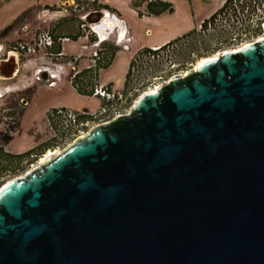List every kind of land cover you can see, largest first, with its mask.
I'll use <instances>...</instances> for the list:
<instances>
[{"label":"water","instance_id":"obj_1","mask_svg":"<svg viewBox=\"0 0 264 264\" xmlns=\"http://www.w3.org/2000/svg\"><path fill=\"white\" fill-rule=\"evenodd\" d=\"M0 264H264V34L2 184Z\"/></svg>","mask_w":264,"mask_h":264},{"label":"rangeland","instance_id":"obj_2","mask_svg":"<svg viewBox=\"0 0 264 264\" xmlns=\"http://www.w3.org/2000/svg\"><path fill=\"white\" fill-rule=\"evenodd\" d=\"M37 1V0H0V45L4 47V50L11 52L12 47L16 45V43L19 42H30L32 39L36 36V34L43 30H49L48 28H43L46 23L38 21V23L35 25V32L31 34L29 37L25 36H19L17 32L21 30L23 27V18L20 19L21 15L24 13H19L22 11L30 2ZM44 1V0H39ZM49 1H59V0H49ZM77 1V0H76ZM84 1V0H79ZM91 1V0H86ZM103 5H106L107 7L111 9H117V11L120 12V20L119 24H123L127 30L130 31V37L134 39L135 41L131 43L132 46L135 45H146L149 48L161 46L175 38H178L182 35L187 34L188 32L195 30L196 28H199L201 22L203 20H206L215 10H217L222 3L221 0H164L172 5V11H164L160 14H153L148 12V10L145 7V2L148 0H141V4L138 6L131 3V0H99ZM254 1V3H253ZM60 3V2H58ZM249 9L247 13V19L242 20H234L231 21L228 18L220 17L214 24L212 23L211 26L208 27L207 23L203 27L204 30L199 33L198 36H194L192 38V42L189 44L195 43L199 48L203 49L202 51L199 50L197 52H194L193 56H190L188 59H184V62H189L187 65H180L179 70L175 73H183L186 74L188 70L191 68H195L196 63H198L199 60L204 58V53H206V49L204 48V41L207 40L210 42V44H218L219 42H224L226 40H229L230 42L233 41L236 44H242L247 39H249L250 32L254 31V28L251 27L250 30L246 28L247 26H252L254 22H256V16L262 17L264 20V0H251L250 3H248ZM254 5V6H252ZM257 7L258 11L255 16H252L253 13H255V8ZM245 5L242 7L244 8ZM29 7H27L28 9ZM241 8V9H242ZM26 9V10H27ZM35 10V6L33 8V11ZM211 13V14H210ZM210 14V15H209ZM17 15V16H16ZM29 16V15H28ZM27 17V16H26ZM20 19V20H19ZM253 19L252 21H250ZM39 20V19H38ZM244 22H249L246 27L242 26ZM257 21H259L257 19ZM261 32H257V36H260L264 34V23L261 24ZM106 32L110 28L107 26H102ZM202 28V29H203ZM246 28V29H244ZM102 32V31H101ZM97 36V35H96ZM242 37L240 41L237 43V39ZM255 37V36H254ZM253 37V38H254ZM257 38V37H255ZM236 40V41H234ZM85 42H87L86 38L83 36H79L76 39H64L62 41V51L67 55H77L82 52L83 46L85 45ZM229 42V43H230ZM88 43L89 50H85L84 53L89 54L92 53V51L95 49V45L93 46L91 42ZM188 44V45H189ZM141 45V46H142ZM188 45H181L178 50H173L170 53H167V57L165 53H163V56L158 59L161 61H155L152 66L153 68H158L159 72L163 74V70L161 69H168L167 66H174L175 64H172L173 62H180L181 59H179L181 56H183L182 51L187 48ZM140 46V47H141ZM138 49V48H136ZM211 52V51H207ZM32 56V55H30ZM34 56V55H33ZM36 56L43 57L44 59L49 60L48 56L45 52H40L36 54ZM59 57L57 59L52 58L51 60H54L55 62L60 63L62 66L65 65V61L60 60H67L68 57ZM166 57V59L164 58ZM87 60L89 57H86ZM193 61V62H190ZM84 62V58H81L79 60V65L81 66ZM55 65V64H54ZM128 55L124 51H119L115 53L114 59L110 66L107 68H103L99 72L98 76V87H106L110 85L112 91H121L123 90L125 86V79L126 74L128 70ZM162 66L161 68H159ZM183 66V67H182ZM54 67V66H53ZM182 68V69H181ZM178 69V68H177ZM151 71V72H152ZM151 74V73H150ZM24 75H29V73L26 72H19L17 74V78H24ZM147 75L146 73L143 74ZM163 77L159 79L158 77L156 79H152L147 86L144 87V85H140V82L143 81V77L140 78L137 82H132L130 88L134 89V92L131 93L130 100L123 102L121 106L116 107L115 113L119 111H127L132 103L135 101V99L146 89L152 88L153 86L161 83V80H167L165 74L162 75ZM32 77V75H30ZM167 78V79H166ZM170 78V77H169ZM67 77L64 78V81L61 82L62 84L54 86L53 89H50V95L53 93L55 94V97H52V100L57 101L52 107H63L70 111H79L82 112L83 110H87L91 113L96 112L101 104L102 99L96 95H85V94H79L73 87L68 83ZM16 82V81H15ZM14 82V83H15ZM12 85L14 86L15 91H9L11 90ZM143 86V87H142ZM140 87V88H139ZM21 90V91H17ZM30 95V89H22L18 81L16 84H12L11 80H1L0 79V138L2 137V130L6 129V125H8V119L9 114L14 109H7L8 106L11 108L16 105V99L18 97H26ZM53 96V95H52ZM37 100L34 104L29 105L26 108L25 115H24V124L22 128H20L18 131L13 129L11 127L12 124H10V132L13 134V139L10 140L6 145L5 149L11 153H24L35 147L36 144L41 143L43 139L45 140V144L41 145L38 149H36L35 154L37 156V161L34 160H28L27 164H21V163H14L6 166V169L4 171L0 170V186L4 184L6 181L22 175L26 172H28L33 166H35L38 162H42L44 159H46V156L48 153H54L58 149H63L67 145L69 141H72L74 138H76L78 135L82 134L83 131H86L88 127H90L92 124H96L98 122L104 121L107 118H112L114 116V113L112 114H96L91 120L86 122L85 125L82 127H79L78 130L76 128L75 135L74 136H68L65 139H61L58 141V145H53L52 141H48L49 138V132H47L48 129H44V126L42 124V114H43V107L40 108V105L42 102H44L45 99L41 98L39 95L37 96ZM18 104V103H17ZM51 104V105H52ZM16 107H20L19 105H16ZM15 112V111H14ZM16 116L17 115L13 114ZM34 116V117H33ZM45 120V114L43 116ZM15 120V121H16ZM2 128V129H1ZM8 128V127H7ZM46 128V126H45ZM32 129V130H31ZM50 142V143H49ZM4 147V145H3Z\"/></svg>","mask_w":264,"mask_h":264},{"label":"crops","instance_id":"obj_3","mask_svg":"<svg viewBox=\"0 0 264 264\" xmlns=\"http://www.w3.org/2000/svg\"><path fill=\"white\" fill-rule=\"evenodd\" d=\"M71 1H76V0H59L58 3L57 1H49V0H44V1H32L30 2L22 11H20L19 13H17L18 15L20 13H22L23 11H25L27 9V7H31V6H35V10L31 11L29 16L23 19V22L25 24H23V27L21 28V30L19 32H17V34H19V36H25L29 37L31 34H33L36 30H35V25L38 23V21L40 22H44L46 23L44 25L43 28H48L49 31L55 36H76L77 34H80V29H79V22L81 20L84 21V17L88 15V19L90 21V23L86 22V24L95 32V34L97 35L98 42H101L104 39V33H106V30H104L102 28L103 23H99L100 21L109 20L112 22V24H109L110 29L108 30L109 33L107 34H111V38L114 37L115 38V43L116 45L118 44L119 49L117 50V53L119 51H124L126 53V55H128V64L130 65V62L135 54V52H137L139 49L141 48H149L148 46L144 45H135L132 46L131 44H127L128 46H124L123 44L126 43V41L124 40L125 38H131L130 37V31L126 29V27L123 24H119V20H120V12L117 11V9H111L109 7H107L106 5H103L99 0H95V6H88V8L80 13V12H72L71 10H68V8H65V6H63L62 4L65 2H71ZM79 1V0H77ZM86 1V0H85ZM93 1V0H91ZM141 0H131V3L138 6L139 4H141L140 2ZM149 1V0H148ZM164 1V0H163ZM224 0H221L220 3H222ZM147 2H145V7H146ZM147 9V7H146ZM56 11L57 14H53ZM96 14V15H95ZM211 14V13H210ZM209 14V15H210ZM17 16V15H16ZM39 19V20H38ZM95 22V28L94 26H92V23ZM117 27V31L118 34L117 36L112 32L114 29V27ZM102 31V32H101ZM121 32V33H120ZM106 34V35H107ZM95 35V36H96ZM113 38V39H114ZM132 42H134L135 40L132 39ZM97 42V43H98ZM60 44V50L62 51V42L59 43ZM88 43L85 42V45L83 46V50L81 53L77 54V55H82V57H80L79 59H75V61L73 62L71 60V62H69L67 64L66 67H64V69H62L61 73H57V72H51V70H49L48 67H46V69H42L43 72H46L45 70H47V72L49 74H54V77H48L47 80H42V81H37L35 82L34 76L29 77L30 80H25V84H20L22 89H30V95L26 96V97H22L23 99L20 101L23 103V111L21 112V114L19 115V126L20 128H22L23 124H24V115H25V111L26 108L29 105L34 104L37 100V96L39 95L41 98L45 99L44 102H42V104L40 105V108L43 107V114H42V124L45 128V123H44V114L47 112V110L49 108H53L52 106H54V104L52 103H56L57 101L52 100V97H55V94L53 93L52 95H50V89L54 86L60 85L62 84L61 82L64 81V78L67 77V81L68 83H70V85H72V87L79 93V94H85V95H89L91 93V88L92 86L95 84V82L98 81V76H99V72L103 69H97L96 67H91L90 65V59L86 57H89L90 53L86 54L84 53L85 50H89L88 48ZM141 46V47H140ZM2 45H0V49H2ZM57 46H53V50H56ZM138 48V49H136ZM8 52V51H7ZM63 52V51H62ZM116 53V52H115ZM12 53L8 52V56L7 58H9ZM63 54L65 56H67L64 52ZM77 55H71V56H77ZM115 56V54H114ZM15 61L18 62L19 64V69L16 72L15 76H17V74L19 72H27V70H30V75L33 74V69L34 67L37 66L39 61H45L43 57L40 56H36V55H32V56H20L17 54V56H15ZM69 58V56H67ZM6 58V57H5ZM81 58H84V62L83 64L80 66L79 65V60ZM114 59V57H113ZM112 59V61H113ZM111 61V63H112ZM111 63L108 65L110 66ZM128 65V68H129ZM59 67V64H51L50 67ZM26 68V69H25ZM48 68V69H47ZM73 69L78 71V73L76 74V76L74 78H71V74L73 72ZM128 71V70H127ZM15 76H13L12 78H14ZM10 78V79H12ZM53 79L55 82L54 83H48L50 79ZM2 80V78H0ZM8 80V79H7ZM60 83V84H58ZM31 85V86H30ZM27 86H30V88H25ZM110 87V85H108ZM80 88V91H79ZM21 91V90H19ZM25 103V104H24ZM52 104V105H51ZM34 117V116H33ZM2 129V128H1ZM32 130V129H31ZM44 139L41 143L36 144V146H41L44 144ZM35 146V147H36ZM34 147V146H33ZM32 148V147H31ZM5 152H9L5 149V145L3 147ZM11 153V152H9ZM12 154H16V153H12Z\"/></svg>","mask_w":264,"mask_h":264},{"label":"built area","instance_id":"obj_4","mask_svg":"<svg viewBox=\"0 0 264 264\" xmlns=\"http://www.w3.org/2000/svg\"><path fill=\"white\" fill-rule=\"evenodd\" d=\"M224 2L225 0L222 2L220 7L223 6ZM250 2L251 0H248L245 3H243V0H232L231 3L227 5L221 12L216 13V16L214 19L212 20L206 19L204 24H202L204 21L203 20L199 28L195 29L194 33L182 38L181 40L171 43V44L167 42L161 46L148 48L147 50H142V48L141 50L139 49L137 52H135L131 60L132 63L130 62L131 64H130L129 80H132V82H137L140 80V78H142L144 73L148 75L152 71L153 63H155V61L157 62L161 61L158 59H160L163 56V53H165L166 55L167 53H170L173 50H178V48L181 45L183 46L188 45L190 42H192L190 40H192L194 36H198L199 33L204 30L203 27L206 25V23L209 27L211 26L212 23L214 24V22H216L218 18L220 17L228 18L231 21L247 19L246 16H247L248 9H249L248 3ZM62 5L65 6V8H68V10H71L72 12H80V13L84 12L88 8L86 4L84 5L76 1L65 2ZM244 5L245 7L242 8ZM256 13H257V10H255V13H253L252 16L253 15L255 16ZM252 20L253 19H251L250 21ZM246 23L248 22L243 21L242 26H245ZM79 29L82 34L81 36L86 38L87 42H89L90 38L93 39V37H95L96 35L95 32L83 20L79 22ZM64 39H70V38L66 36L64 37L58 36L55 40V36L49 30H43V31L38 32L36 36L30 42L23 41V42L16 43V45L12 47V50L15 51L20 56H30V55H36L40 52H45L48 58L57 59L59 57L64 56V54L61 50L58 52L53 50V46L55 44V41L62 42ZM94 42L93 44L91 43L93 46H94ZM245 42H247V40ZM101 50H102L101 46H99V47H96L92 51V53H90L89 59H90L91 67L97 68L96 66L97 62L101 58V54H100ZM166 57L164 58L166 59ZM77 73L78 71L73 69L71 78H74ZM132 92H134L133 88H129L127 91L125 90L112 91L111 87L109 86L98 87V83L95 82V84L91 88L90 94L96 95L102 99L100 107L96 112L91 113L87 110H83L82 112L70 111L63 107L49 108L47 112L45 113V120H44L46 129H48L47 132H49L50 134L48 141H52L53 145H58L57 142L60 141L61 139H65L68 136H74L76 134L75 133L76 128L78 130L79 127H82L83 125H85L86 122L91 120L97 113L102 114V115H106V114L109 115V114L114 113L113 117H115L119 113H122V111L115 113L116 107L121 106L123 102L125 101L126 102L129 101L130 100L129 95H131ZM112 118H107L106 120L98 122V123L108 121ZM78 137L79 135L76 138ZM76 138H74L72 141H69L66 145H69ZM36 156L37 154L35 153L29 155V157L25 158L24 163H27L29 159L34 160L36 162L37 161V158H35Z\"/></svg>","mask_w":264,"mask_h":264},{"label":"flooded vegetation","instance_id":"obj_5","mask_svg":"<svg viewBox=\"0 0 264 264\" xmlns=\"http://www.w3.org/2000/svg\"><path fill=\"white\" fill-rule=\"evenodd\" d=\"M229 1V3H228V5L231 3V1L232 0H228ZM248 0H243V3H245V2H247ZM256 7V6H255ZM255 10H257L258 11V9H257V7L255 8ZM53 14H57L56 13V11L53 13ZM254 16V15H253ZM257 19L259 20V21H257ZM103 23V25L102 26H107L108 28H110V26H109V24H112V22L111 21H109V20H104V22L103 21H100L99 23ZM249 23V22H248ZM248 23H246V25L244 26V27H246L247 26V24ZM264 23V20H263V18L262 17H257L256 16V22H254L253 23V25L252 26H247L246 28H248V30H250L251 29V27H253L254 28V31L253 32H250V35H249V39H247V41H250V40H254V39H256L255 37H259V36H257V32H261L260 31V29H261V24H263ZM95 22H93L92 23V26H94V28H95ZM249 25H250V23H249ZM117 27L115 26L113 29V31L112 32H110V33H114L116 36H117V34H118V31H117V29H116ZM246 28H244V29H246ZM108 31V30H107ZM107 33H109V31L108 32H106V33H104V39L101 41V42H98V37L97 36H95V37H93V39H91L90 38V40H89V42H91L92 44H93V42H94V45H95V48L96 47H99V46H101V44L103 43V42H106L107 43V45L108 46H110V47H117V48H119V46H118V44L116 45V43H115V38L114 37H112L111 38V34H107ZM121 33V32H120ZM107 34V35H106ZM255 36V37H254ZM261 36V35H260ZM254 37V38H253ZM114 38V39H113ZM240 39H242V37L240 36V38L239 39H237V43L240 41ZM125 41H126V43H124L123 45L124 46H128L129 44H131L132 43V40H131V38H125L124 39ZM234 41H236V40H234ZM98 42V43H97ZM230 41L229 40H226V41H224V42H219L218 44H210V42H208L207 40H205L204 41V48H208V49H206V53L205 52H203L205 55H204V57H207V56H211V55H213V54H216L217 52H220V51H222V50H225V49H228V48H231V47H237V46H240V45H242L241 43L240 44H236V42L234 43L233 41H231L230 43H229ZM128 44V45H127ZM202 48V47H201ZM201 48H199V46H197V44H195V43H192V44H189L188 46H187V48L185 49V50H183L182 51V54H183V56H181L179 59H181L180 60V62H173L172 64H175L176 65V67L175 68H173L174 66H167L168 67V69H161V71L163 70L164 72H163V74H165L166 75V77L168 78H166L167 80L166 81H168L171 77H173V76H175V75H183V73H175L176 71L178 72V71H181V70H179V67H180V65L182 64H184V65H187V64H189V62H184L183 60L184 59H188L190 56H193L194 55V52H197V51H199V50H203V49H201ZM207 51H211V52H207ZM82 55L83 54H81V55H77V56H69V58L67 59V60H60V61H65V65L64 66H62L60 63H58V62H55L54 60H51V59H49V60H47V59H44L45 61H39L38 62V64H37V66L36 67H34V69H33V74H32V76H34V81L35 82H37V81H42L41 79H40V77L43 75V74H45L46 76H47V79H48V77H54L55 75L54 74H49L48 72H47V70H45L46 72L45 73H43V71H42V69H46V67H48L49 68V70H51V72H57V73H61L62 72V69H64V67H66L67 66V64L69 63V62H71V60L74 62L75 61V59H79L80 57H82ZM8 56V52L6 51V50H4V47H2V49H0V59L1 58H5V57H7ZM63 58H65L66 56L64 55V56H62ZM190 62H193V61H190ZM51 64H59V67H50V65ZM197 64V63H196ZM162 66H160L159 68H161ZM183 67V66H182ZM196 67V66H195ZM47 68V69H48ZM178 68V69H177ZM26 69V68H25ZM182 69V68H181ZM192 69H194V68H191L190 70H192ZM159 69L158 68H153V71L152 72H150L148 75H144V76H142L144 79H143V81L142 82H140V85H144V87L145 86H147L146 84L148 83V85H149V83H151L150 81L152 80V79H156L157 77L159 78V79H161L163 76V74L162 73H160L159 71H158ZM189 71V70H188ZM26 73H30V70H27V72ZM25 77L24 78H17V76H15L13 79H11V81H12V84H16V82L18 81V83L19 84H25V80H30V74L27 76V75H24ZM170 77V78H169ZM2 80H7V79H2ZM8 80H10V79H8ZM7 80V81H8ZM16 81V82H15ZM162 82L161 83H163V82H166L165 80H161ZM15 82V83H14ZM55 81L51 78L50 80H49V82L48 83H54ZM129 82H130V85H129V88H130V86H131V84H132V80H129ZM161 83H159V84H161ZM158 85V84H157ZM157 85H155V86H157ZM14 86L15 85H12V88H11V90L9 89V91H15V89H14ZM31 86V85H30ZM30 86H27V87H25V88H30ZM143 87V86H142ZM154 87V86H153ZM140 88V87H139ZM147 90V89H146ZM17 91H19V90H17ZM23 98H22V96L21 97H19V98H17L16 99V105H19L20 106V110H21V112L23 111V103L22 102H20L21 100H22ZM18 103V104H17ZM25 104V103H24ZM16 105H14L12 108L10 107V106H8L7 107V109H14V107L16 106ZM94 125H96V124H92L90 127H88L87 129H86V131H83V133L82 134H80V135H83V134H85L88 130H90ZM79 135V136H80ZM44 144H45V142H44Z\"/></svg>","mask_w":264,"mask_h":264},{"label":"trees","instance_id":"obj_6","mask_svg":"<svg viewBox=\"0 0 264 264\" xmlns=\"http://www.w3.org/2000/svg\"><path fill=\"white\" fill-rule=\"evenodd\" d=\"M76 2L84 4V5L86 4V6H92V7H94L96 5L95 0H93V1H85L84 0V1H76ZM228 3H229V1L225 0L223 6L218 8L215 12H213L209 16V18H207V19H210V20L214 19L216 16V13L221 12L228 5ZM146 7H147L148 12L153 13V14H160L164 11H172V9H173L171 3L167 2V1H163V0H149V1H147ZM33 8L34 7L31 6L27 10H25L24 13L20 16L21 17L20 19H22V18L24 19V18H26V16L28 17V15L33 10ZM204 22H205V20L203 21L202 24H204ZM194 32H195V30H192L185 35H182L178 38H175V39L169 41V43L171 44V43L177 42V41L181 40L182 38H184V37H186V36H188ZM79 33L80 34H77L76 36H66V37H69L70 39H76L77 37L82 35L81 32H79ZM62 37H64V36H62ZM56 38L57 37H55V40H56ZM59 43L60 42L55 41V44H54V46H57L56 50H55L57 52L60 51V44ZM101 49H102L100 52V54H101L100 59L101 60L99 59L97 62V65H96L97 69L107 68L108 65L111 63L115 52L119 48L110 47L107 45L106 42H103L101 44ZM147 49L148 48H142V50H147ZM131 63H132V61H131ZM129 77H130V65H129V69H128L127 74H126L125 86L123 88V90H125V91H127L129 89V85H130ZM79 91H80V88H79ZM13 114L17 115V120H16V116H14ZM20 114H21L20 107L17 108L15 106L14 110L11 111L9 114V119H8L9 121H8V125H6V129L2 130V132H1L2 133V137L0 138V170L1 171H4L6 169V166L10 165V164H14V163H16V164L17 163L27 164V163H24L25 158L29 157V155H31V154H34L35 153L34 151H36V149L39 148V146H36V147L29 149L28 151H26L24 153H18V154H12V153L4 151L3 145H6L14 137L12 133H9L11 131L10 130V124H12L11 127L13 129H15L16 131H18L20 129V126H19V115Z\"/></svg>","mask_w":264,"mask_h":264},{"label":"bare ground","instance_id":"obj_7","mask_svg":"<svg viewBox=\"0 0 264 264\" xmlns=\"http://www.w3.org/2000/svg\"><path fill=\"white\" fill-rule=\"evenodd\" d=\"M96 15V14H95ZM12 55V54H11ZM13 79V78H12ZM11 80V79H10ZM54 153H48L47 156H46V159H44L42 162H44L45 160H47L50 156H52Z\"/></svg>","mask_w":264,"mask_h":264}]
</instances>
